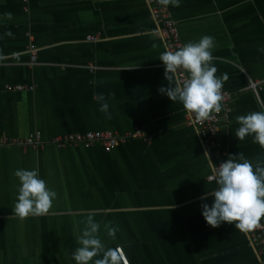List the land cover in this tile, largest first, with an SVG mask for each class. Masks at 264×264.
<instances>
[{
	"label": "crops",
	"instance_id": "crops-1",
	"mask_svg": "<svg viewBox=\"0 0 264 264\" xmlns=\"http://www.w3.org/2000/svg\"><path fill=\"white\" fill-rule=\"evenodd\" d=\"M168 7L184 44L214 38L215 75L227 76L221 90L233 94L220 127L223 150L254 165L264 161L252 136H235L238 115L264 111V86L250 88V79L264 80V0ZM165 50L146 0H0V136L144 134L111 152L99 145L1 147L0 264H75V236L90 212L106 246L122 247L130 264H264L246 233L227 222L212 227L202 216L201 205L212 203L202 197L216 187L209 159H216L183 105L158 91L168 86L159 59ZM19 84L28 88H6ZM99 94L110 119L99 111ZM21 168L38 169L57 193L46 215L14 214ZM105 224L117 229L115 238Z\"/></svg>",
	"mask_w": 264,
	"mask_h": 264
},
{
	"label": "clouds",
	"instance_id": "clouds-1",
	"mask_svg": "<svg viewBox=\"0 0 264 264\" xmlns=\"http://www.w3.org/2000/svg\"><path fill=\"white\" fill-rule=\"evenodd\" d=\"M161 2L178 7L181 0ZM214 46V38L205 35L196 42H188L176 50H165L159 55L168 86H161L158 91L172 102L181 103L187 112L199 120L207 119L210 113H218L222 108L221 89L227 76L221 79L215 75L217 68L212 64ZM3 59L5 57L0 55V60ZM181 71L187 78H180ZM95 99L99 103V111L110 119V106L106 97L99 94ZM236 121L239 127L235 136L239 141L252 136L253 142L264 148V111L238 115ZM209 161L213 165L216 187L202 197H212L211 205H201L202 216L207 224L218 227L227 222L243 233L258 227L264 218V161L254 165L242 153L228 155L219 165ZM14 175L18 180L12 208L14 214L21 219L46 215L57 193L47 186L39 170L21 168L16 169ZM95 215L90 212L82 221L83 228L75 236L73 261L75 264H126L121 249L107 247L101 239V225L94 218ZM104 228L109 237L115 238V227L105 224Z\"/></svg>",
	"mask_w": 264,
	"mask_h": 264
},
{
	"label": "built area",
	"instance_id": "built-area-1",
	"mask_svg": "<svg viewBox=\"0 0 264 264\" xmlns=\"http://www.w3.org/2000/svg\"><path fill=\"white\" fill-rule=\"evenodd\" d=\"M153 20L161 27V35L165 41L167 50H176L184 45L176 20L173 18L168 5H164L161 0H146ZM89 41H96L98 36H88ZM29 51L31 54L32 64H36L38 58V50L36 45L30 44ZM180 78L185 79L186 74L180 72ZM264 86V80L250 79V88L258 92ZM7 90H25L28 88L26 85L7 86ZM34 87H29L33 89ZM223 96L222 108L220 112H212L209 117L204 120H199L194 114L186 111L188 122L194 126L200 136L204 146L213 152L216 164L219 165L227 157L228 153L223 150L222 142L220 140V127L223 122L228 118L230 111V103L233 99V94L229 91L221 90ZM136 137H144L142 130H137L133 133L118 134L112 131H89L85 133H68L57 135L49 141L42 138V134L36 131L30 134L27 138H10L9 136H0V148L21 146L24 148L32 147L35 149H42L47 145H54L57 148H70L81 146L84 148H91L94 146H101L105 151L111 152L117 146L125 144ZM210 181H215L214 172L208 176ZM256 250L264 255V224L260 221L259 226L246 233ZM122 251L126 264H130L126 258L123 248L119 247ZM123 263V262H122Z\"/></svg>",
	"mask_w": 264,
	"mask_h": 264
}]
</instances>
